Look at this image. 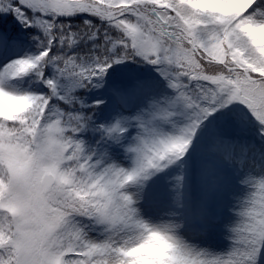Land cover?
Here are the masks:
<instances>
[{"label":"snow or ice","instance_id":"1","mask_svg":"<svg viewBox=\"0 0 264 264\" xmlns=\"http://www.w3.org/2000/svg\"><path fill=\"white\" fill-rule=\"evenodd\" d=\"M21 47L0 63V264H264V170L237 195L223 167L245 165L239 113L264 140V0H0V51Z\"/></svg>","mask_w":264,"mask_h":264},{"label":"rangeland","instance_id":"2","mask_svg":"<svg viewBox=\"0 0 264 264\" xmlns=\"http://www.w3.org/2000/svg\"><path fill=\"white\" fill-rule=\"evenodd\" d=\"M11 19H13V18L10 17L9 21H11ZM7 26L9 29H11L12 28L11 22H9ZM25 52H31V49L29 47L15 48V49H13L12 53L10 55H8L7 57H5L4 59H2L0 61V63H6L8 59L13 58L17 55H23ZM138 67H150V66L138 65ZM161 89H162L163 93H165V94H168V95L172 94L171 90L167 89L164 85H161ZM94 91H99V90H94ZM239 115H240V127L243 129L241 132H244V130H245L244 128L247 127L248 125H251L253 127H257L256 123L254 122V120H252L250 118L249 115H247L245 113H239ZM178 120H182V118H178ZM215 123H216V121H213L211 123L205 122V127L203 129V132L207 133L208 129L211 128ZM162 126L165 128V130H171L170 124H163ZM193 143L196 145V147L191 149V150L198 151L199 154L203 158L204 154L202 152L200 142L194 140ZM262 145H264V140H262V138L260 139V137H259L258 140L256 139V141H255V146L257 147V149H259V146H262ZM233 152H234L235 156H236V154H239L237 152L236 148H233ZM238 157H240V156H238ZM259 163L257 162V164H259ZM246 164H247V160H245V165L243 167H241L239 165V163H237L235 161L233 162V164L231 166L226 165V164L223 165L225 173H226V175L230 181L229 191L231 193L238 195L242 192L243 186L239 184V180L247 172H253L255 174V172L252 171L251 168H248L246 166ZM177 170H178L177 166H171L170 169H166L163 173H159V174H157V176L153 177L152 181L156 184L168 183V182H170V177L172 175H175L177 173ZM232 202L233 201L229 200V204ZM223 211H224L225 216L231 215L230 212L228 211L227 207H225ZM214 242L218 247H226L228 244V240L219 232L216 234Z\"/></svg>","mask_w":264,"mask_h":264},{"label":"bare ground","instance_id":"3","mask_svg":"<svg viewBox=\"0 0 264 264\" xmlns=\"http://www.w3.org/2000/svg\"><path fill=\"white\" fill-rule=\"evenodd\" d=\"M244 129V132L239 131L233 133L232 136V138L237 141L234 148L237 149V152L239 154H236V157L244 156V159L247 160L246 166L248 168H251L255 173H258L264 170V145L259 146V149H257V147L255 146L256 139L258 140V138L260 137L257 134V127L248 125ZM244 149H247V151L245 152ZM190 152L192 153V155L190 158H186L187 163L184 167L185 169L194 170L199 166L200 161L202 160V156L198 151L190 149ZM257 162L260 163L257 164Z\"/></svg>","mask_w":264,"mask_h":264},{"label":"trees","instance_id":"4","mask_svg":"<svg viewBox=\"0 0 264 264\" xmlns=\"http://www.w3.org/2000/svg\"><path fill=\"white\" fill-rule=\"evenodd\" d=\"M25 39H29L28 37H25ZM31 49V51L33 50L32 47H29ZM13 49L15 48H10V49H5V50H2V52L0 53V61L2 59H4L5 57H7L8 55H10L13 51Z\"/></svg>","mask_w":264,"mask_h":264}]
</instances>
